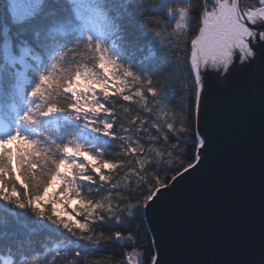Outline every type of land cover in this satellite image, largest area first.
<instances>
[{
	"label": "snow or ice",
	"instance_id": "6c2138e0",
	"mask_svg": "<svg viewBox=\"0 0 264 264\" xmlns=\"http://www.w3.org/2000/svg\"><path fill=\"white\" fill-rule=\"evenodd\" d=\"M125 3L0 0V130L8 129L7 134H0V201L6 202L0 204V260L4 264H164L153 226L146 234L147 243L142 241L137 216L131 211L127 212V227L121 226L125 199L119 194L117 175L136 166L137 188L135 195L128 197V207L134 204L141 222L144 216L149 218V209L160 198L161 190L175 186L205 159L209 114L206 77L212 74L223 83L237 68L258 66L264 71V0H184L182 4L148 0L150 6L141 10L142 21L135 22L137 38H126L121 51L127 55L136 44L151 46L154 41L149 33L167 43L176 68L188 77L187 89L179 97L181 103L187 101L185 115L183 108L165 98L162 79L176 70L164 71L166 57L143 65L161 76L149 78L125 65L108 48L106 41L114 30L126 31L129 19L121 14ZM173 11L179 13L174 27L169 23ZM69 53L90 56L93 67L81 64L70 75H61L59 61ZM105 66L121 71L117 79L123 82L115 93L106 86L111 73L105 74ZM77 72L80 79L89 76L90 87L78 84ZM85 87L89 90L84 91ZM6 97L17 102L12 111L5 106ZM68 111L82 117L97 139L114 144L119 151L105 154L75 138L48 143L24 130V126L40 123L41 117ZM126 126L129 132L138 127L141 133L158 135L133 138L124 134ZM159 141H164L167 152L157 147ZM173 153L180 157L175 167L157 166L154 157ZM189 157L190 162L185 163ZM113 168L115 172H105ZM162 172L164 187L156 184ZM98 173H103L107 186ZM86 191L100 195L91 198ZM20 208L34 211L38 218L32 221L35 227L24 222L5 231L4 214L15 217ZM65 219L98 225L99 231L91 227V234L79 230L74 234L93 244L107 245L106 253L110 254L92 259L89 253L54 250L43 240L32 239L33 233L52 230L48 220L72 230ZM105 223L113 227L106 230ZM149 223L152 225L150 218ZM113 249H118V254Z\"/></svg>",
	"mask_w": 264,
	"mask_h": 264
},
{
	"label": "water",
	"instance_id": "95a60500",
	"mask_svg": "<svg viewBox=\"0 0 264 264\" xmlns=\"http://www.w3.org/2000/svg\"><path fill=\"white\" fill-rule=\"evenodd\" d=\"M214 86L204 161L146 216L164 264H264V71Z\"/></svg>",
	"mask_w": 264,
	"mask_h": 264
},
{
	"label": "trees",
	"instance_id": "16d2710c",
	"mask_svg": "<svg viewBox=\"0 0 264 264\" xmlns=\"http://www.w3.org/2000/svg\"><path fill=\"white\" fill-rule=\"evenodd\" d=\"M184 3V0H177V4ZM150 6L148 0H126V3L122 6L121 14L129 19L126 23V31L117 29L114 30L111 37L106 41V44L110 51L120 56L121 61L125 65H131L133 70L143 71L145 75L149 78L155 76L157 79H161L159 73H152L143 65H150L153 58H167V64L164 66V71L167 72L170 68H176L173 57H171L168 53V45L167 43L161 41L160 39L153 37L151 33H149V39L153 40L154 43L149 46L146 43L136 44L133 47L129 48L128 54L125 55L122 53L121 49L126 46V38L129 40H135L138 36V28L135 24L136 21H142L141 10ZM179 21V13L173 11L169 23L174 27L175 24ZM61 65V75L67 76L71 73L77 71V68L81 64L87 65V67L91 68L94 65V60L88 57H79L74 53L67 54L62 60L59 61ZM106 67V73H111L109 77V81L106 82V86H109L115 90L118 88L119 84L123 81L117 79L121 75L120 69L115 67ZM209 79V77H208ZM188 80V77L184 74L182 70L176 68L171 76H164L162 79V85L165 89V98L171 99L174 101L178 109L183 108L185 115L187 114V101L185 100L183 103L180 102L179 97L184 94L187 89V85L185 81ZM77 82L79 85H88L91 86V80L87 74H85L84 79L79 78V74L77 72ZM89 87H85L84 91H88ZM137 89L139 85H136ZM139 97V92L137 93ZM91 100V97H89ZM142 99V98H141ZM151 103L149 99V104ZM138 105L133 106V113L138 110ZM131 118V117H130ZM161 123L164 122V118L160 117ZM177 127H179V122H177ZM28 135L33 138L46 141L51 143L53 140L57 142L66 141L68 139H78L82 143H85L89 146H94L95 150H103L105 154L115 153L119 151L114 144L107 143L105 140L97 139V133L92 132V129L85 125V121L82 117H76L72 112H63L56 113L48 117H41L40 123L33 124L28 126L25 131ZM124 134L126 136H133V138L138 135L140 137H147L149 134L158 135V133H150V131H145L143 133L139 132L138 127H133L132 131H128V127H125ZM171 143V142H169ZM158 148L164 149L165 152L168 149L164 148V141H159ZM87 158V157H86ZM157 161V166L159 168H172L175 167L180 162V157L173 153L172 156L168 155H157L154 157ZM190 162L186 161L185 163ZM76 161H73V164H76ZM91 163V162H90ZM83 168V165L80 166ZM115 172V169H105V172ZM101 177V182L107 186V181L103 173H98ZM139 176V172L136 170V166L133 165L131 168H124L121 170L119 175H117L116 179L120 182L121 192L119 193L125 199L124 204H121V208L124 209L120 213L121 226L127 227V220L129 219L127 212L131 211L133 215L137 216L136 225H139V231L141 235V239L144 243H147V235L150 234L151 229L149 223L147 221L146 216L143 217V220L139 219V212L135 209L134 204L129 208L128 205L131 204V201L128 199L130 195H135V189L137 188V179ZM164 173H161V177H159L156 181V184L160 187L165 186L163 181ZM108 180H111V177H108ZM171 181L169 180L167 183L169 184ZM87 185H85V189H87ZM131 190L129 192L128 190ZM86 195H89L91 198H98L99 193L92 191L87 192ZM115 203H120V201L115 200ZM6 203L4 201H0V204ZM12 207H15L12 205ZM38 219L35 216V213L30 208H20L17 209V215L15 217H11L7 214L3 216V225L5 231L9 228H19L21 224L24 222H28L29 227H35L32 223L33 220ZM47 224L51 225V231L45 232H37L33 233L32 239L34 240H43L44 243L52 248H59L61 251H67L71 253L72 251H82L84 253H89L92 259H100L102 256L110 254L106 253L108 250L107 245H96L93 244L78 235H75L74 232L79 230L91 234L89 229L91 227H96L97 231H99L98 225L88 224L85 221H71L65 219V224L71 225L72 230H69L62 224H56L52 221H46ZM103 227L108 230L112 225L105 223ZM24 232H28V229H23ZM118 254V249H113ZM0 264H4L2 260H0Z\"/></svg>",
	"mask_w": 264,
	"mask_h": 264
},
{
	"label": "rangeland",
	"instance_id": "374dc122",
	"mask_svg": "<svg viewBox=\"0 0 264 264\" xmlns=\"http://www.w3.org/2000/svg\"><path fill=\"white\" fill-rule=\"evenodd\" d=\"M259 67H254V68H245V69H240V68H237L232 74L231 76L229 77L228 81H225L223 82L222 84H225V85H228V86H231V83H232V80L234 78V75H235V72L236 71H239L241 73H244V74H250L256 70H258ZM209 77V79H208ZM211 82H214V85L217 86L218 85V80L216 79V77L212 74H209L207 77H206V91L208 90L209 92L212 90L209 86H210V83ZM221 84V82H219ZM214 86V87H215ZM48 117V116H47Z\"/></svg>",
	"mask_w": 264,
	"mask_h": 264
}]
</instances>
